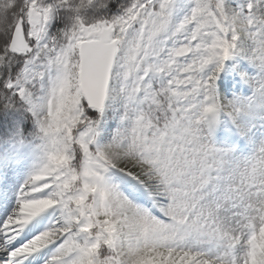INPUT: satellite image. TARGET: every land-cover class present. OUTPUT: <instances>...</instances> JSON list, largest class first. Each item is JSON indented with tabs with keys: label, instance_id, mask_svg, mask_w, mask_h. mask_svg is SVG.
Masks as SVG:
<instances>
[{
	"label": "snow or ice",
	"instance_id": "obj_1",
	"mask_svg": "<svg viewBox=\"0 0 264 264\" xmlns=\"http://www.w3.org/2000/svg\"><path fill=\"white\" fill-rule=\"evenodd\" d=\"M0 264H264V0H0Z\"/></svg>",
	"mask_w": 264,
	"mask_h": 264
},
{
	"label": "rangeland",
	"instance_id": "obj_2",
	"mask_svg": "<svg viewBox=\"0 0 264 264\" xmlns=\"http://www.w3.org/2000/svg\"><path fill=\"white\" fill-rule=\"evenodd\" d=\"M19 183H23V177L20 178ZM18 187H19V185H17V191H18Z\"/></svg>",
	"mask_w": 264,
	"mask_h": 264
}]
</instances>
